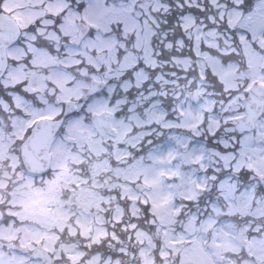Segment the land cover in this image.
Instances as JSON below:
<instances>
[{"label": "snow or ice", "instance_id": "snow-or-ice-1", "mask_svg": "<svg viewBox=\"0 0 264 264\" xmlns=\"http://www.w3.org/2000/svg\"><path fill=\"white\" fill-rule=\"evenodd\" d=\"M0 264H264V0H0Z\"/></svg>", "mask_w": 264, "mask_h": 264}, {"label": "flooded vegetation", "instance_id": "flooded-vegetation-1", "mask_svg": "<svg viewBox=\"0 0 264 264\" xmlns=\"http://www.w3.org/2000/svg\"><path fill=\"white\" fill-rule=\"evenodd\" d=\"M105 186L107 187L108 185L106 184ZM61 195H62V193L59 190H57L56 192L51 194L49 202L55 204L56 202H58L60 200ZM81 201L83 202V206L85 208H87L88 201L85 199V195L81 196ZM116 214H118L117 216H119V211H117ZM62 219H63V217H62ZM102 221H103V214H101L100 217L98 218V222H102Z\"/></svg>", "mask_w": 264, "mask_h": 264}, {"label": "rangeland", "instance_id": "rangeland-1", "mask_svg": "<svg viewBox=\"0 0 264 264\" xmlns=\"http://www.w3.org/2000/svg\"><path fill=\"white\" fill-rule=\"evenodd\" d=\"M106 162H104L103 164H101V165H96V167L97 168H101V169H105L106 168ZM104 225V223L103 224H101V223H99V226H103ZM73 234H75V229H73Z\"/></svg>", "mask_w": 264, "mask_h": 264}]
</instances>
